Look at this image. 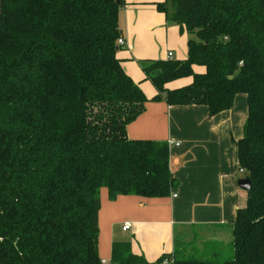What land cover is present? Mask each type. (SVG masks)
Masks as SVG:
<instances>
[{
	"label": "trees",
	"instance_id": "obj_1",
	"mask_svg": "<svg viewBox=\"0 0 264 264\" xmlns=\"http://www.w3.org/2000/svg\"><path fill=\"white\" fill-rule=\"evenodd\" d=\"M124 0H0V264H150L129 242L99 254L100 192L168 197L179 186L167 141L127 127L149 101L117 54ZM157 9L188 35L184 60H144L153 101L204 105L210 116L248 97L238 167L250 178L232 225V259L264 264V0H165ZM195 66L205 68L203 73ZM186 77L176 89L167 84Z\"/></svg>",
	"mask_w": 264,
	"mask_h": 264
},
{
	"label": "crops",
	"instance_id": "obj_2",
	"mask_svg": "<svg viewBox=\"0 0 264 264\" xmlns=\"http://www.w3.org/2000/svg\"><path fill=\"white\" fill-rule=\"evenodd\" d=\"M164 1L124 0L119 27L126 43L117 56L149 99L144 112L128 125V137L173 142L170 169L179 186L168 197L121 195L115 200L102 188L98 216L102 260L111 259L116 242H129L132 251L144 255L150 264H172L171 260H158L174 253L177 232L186 228L215 229L208 237V247L214 241L230 245L237 212L247 203L248 192L238 185L245 174L239 171L235 144L244 135L247 95H236L232 108L215 116L204 105L169 106L152 100L157 90L140 63L167 60L170 51L184 60L188 51V35L168 23L157 9ZM194 70L203 73L205 68L195 66ZM192 80L181 78L167 87L180 88ZM125 224H130L127 231L123 230Z\"/></svg>",
	"mask_w": 264,
	"mask_h": 264
},
{
	"label": "rangeland",
	"instance_id": "obj_3",
	"mask_svg": "<svg viewBox=\"0 0 264 264\" xmlns=\"http://www.w3.org/2000/svg\"><path fill=\"white\" fill-rule=\"evenodd\" d=\"M173 59H177L176 56H174ZM119 232L120 231H118V233ZM215 232V229H182L178 231L176 235L178 247L184 251L186 256L189 257L212 259L216 260L218 263L232 259L233 256L231 245H228L227 243L221 245L216 241L211 242L209 247L206 245V243H209L210 241V238L208 237H210Z\"/></svg>",
	"mask_w": 264,
	"mask_h": 264
},
{
	"label": "built area",
	"instance_id": "obj_4",
	"mask_svg": "<svg viewBox=\"0 0 264 264\" xmlns=\"http://www.w3.org/2000/svg\"><path fill=\"white\" fill-rule=\"evenodd\" d=\"M117 43H118V45L119 46H125V40H124V38L123 37H120L119 39H118V41H117ZM174 58V54H173V52H168V54H167V59H173ZM173 142H169V146L172 144ZM239 171L241 172V173H246V171L243 169V168H239ZM176 196V195H175ZM129 228H130V224H125L124 225V227H123V230L124 231H127V230H129ZM108 261L107 260H102V263H107Z\"/></svg>",
	"mask_w": 264,
	"mask_h": 264
},
{
	"label": "water",
	"instance_id": "obj_5",
	"mask_svg": "<svg viewBox=\"0 0 264 264\" xmlns=\"http://www.w3.org/2000/svg\"><path fill=\"white\" fill-rule=\"evenodd\" d=\"M238 185L240 186V188H242L245 191H250L252 188V182L250 180V178H242L239 180Z\"/></svg>",
	"mask_w": 264,
	"mask_h": 264
}]
</instances>
